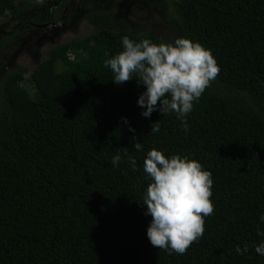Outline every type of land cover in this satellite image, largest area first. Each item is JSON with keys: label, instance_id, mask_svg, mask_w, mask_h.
I'll return each mask as SVG.
<instances>
[{"label": "trees", "instance_id": "trees-1", "mask_svg": "<svg viewBox=\"0 0 264 264\" xmlns=\"http://www.w3.org/2000/svg\"><path fill=\"white\" fill-rule=\"evenodd\" d=\"M31 1L0 0V20L38 7ZM154 5L178 37L209 49L219 67L185 117L187 132L174 112L141 115L144 86L135 79L111 80L103 61L122 50V36L171 42L114 20L112 11L90 13L94 31L51 48L28 78L23 67L0 78V264H264L254 250L264 239L257 231H264V0ZM13 38L0 37L2 55ZM157 120L159 131L150 132ZM153 148L186 155L212 174L213 212L183 254L146 236L151 217L139 200ZM245 244L247 252L236 253Z\"/></svg>", "mask_w": 264, "mask_h": 264}, {"label": "clouds", "instance_id": "clouds-1", "mask_svg": "<svg viewBox=\"0 0 264 264\" xmlns=\"http://www.w3.org/2000/svg\"><path fill=\"white\" fill-rule=\"evenodd\" d=\"M70 1H31L33 6L38 7L22 12L17 19H11L15 25L12 32L0 37L13 35L12 41L15 43L14 34L15 31L16 34L19 33V18L26 19L36 11L35 18L26 21L34 24L48 23L51 21L52 10L60 6L65 11L68 10ZM96 1L98 3L103 0ZM146 4L148 5V2ZM121 43L122 50L103 61L113 73L111 80L120 85L135 79L138 86H144L136 100L142 109L141 115L147 118L154 110L163 115L174 112L187 132L185 117L192 110L193 101L199 99L219 72L211 51L199 42L182 36L171 42L157 44L148 38L133 41L124 35L121 37ZM121 120L127 123V117H121ZM159 127V120L152 122L150 132H158ZM129 130L134 131L131 126ZM132 140L134 149L141 150L142 143L136 141L135 136ZM120 161L119 152L111 157L113 166ZM128 163L133 170L137 168L135 157L129 156ZM143 171L150 177V183L139 200L144 206V214L151 217L146 227L147 239L152 246L169 254H183L192 242L203 235L204 218L213 212V203L210 200L212 174L195 159L180 154L166 157L161 150L155 148L147 151L143 160ZM259 220L264 222V212L260 213ZM257 231L258 235L264 236V231L259 228ZM247 250V244L243 249L240 245L235 246L238 254ZM254 250L264 256V239L254 245Z\"/></svg>", "mask_w": 264, "mask_h": 264}, {"label": "rangeland", "instance_id": "rangeland-1", "mask_svg": "<svg viewBox=\"0 0 264 264\" xmlns=\"http://www.w3.org/2000/svg\"><path fill=\"white\" fill-rule=\"evenodd\" d=\"M149 1L152 0H147V2ZM150 3L151 6L137 1L127 2V0H103L98 3L96 0H71L63 20L58 25L52 26L45 35L35 36L30 32V28H24L15 35L14 45L3 54L4 56L0 51V78L4 77L7 72L17 71L19 67L25 68L27 70L25 76L29 77L46 58L51 48L90 35L94 31V27L88 23L86 18L97 10L104 14L112 11L115 15L114 20L127 19L132 29H147L164 40L173 41L178 35L170 27V20L165 17L162 11L156 9L154 0ZM14 27L11 19L2 18L0 20V35L12 32ZM3 31L4 33H2ZM24 87L31 90L28 82H25Z\"/></svg>", "mask_w": 264, "mask_h": 264}, {"label": "flooded vegetation", "instance_id": "flooded-vegetation-1", "mask_svg": "<svg viewBox=\"0 0 264 264\" xmlns=\"http://www.w3.org/2000/svg\"><path fill=\"white\" fill-rule=\"evenodd\" d=\"M59 11L58 13V19L55 18V21L53 22L52 20L48 23H44V24H34L32 22H28L26 21V19H30V18H35L36 16V11L32 12V14L30 16H27L26 19L22 18L24 20H18L17 22V27H18V31L21 32L24 28H30V32L33 33V35H45L47 31L50 30V28L52 26H56L58 25V23L63 20L64 16H65V9L62 8L61 6L57 9L56 7L52 10V14H54L56 11ZM71 13V12H70ZM55 17V14H54ZM21 19V18H19ZM35 31H37V33H34ZM4 32V31H3ZM2 32V33H3ZM4 56V55H3Z\"/></svg>", "mask_w": 264, "mask_h": 264}]
</instances>
